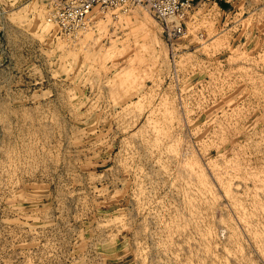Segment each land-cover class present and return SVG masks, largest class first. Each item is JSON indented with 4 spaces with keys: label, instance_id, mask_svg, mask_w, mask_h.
Instances as JSON below:
<instances>
[{
    "label": "rangeland",
    "instance_id": "374dc122",
    "mask_svg": "<svg viewBox=\"0 0 264 264\" xmlns=\"http://www.w3.org/2000/svg\"><path fill=\"white\" fill-rule=\"evenodd\" d=\"M53 8L0 0V264H264V0H195L178 39Z\"/></svg>",
    "mask_w": 264,
    "mask_h": 264
},
{
    "label": "built area",
    "instance_id": "2783aa9c",
    "mask_svg": "<svg viewBox=\"0 0 264 264\" xmlns=\"http://www.w3.org/2000/svg\"><path fill=\"white\" fill-rule=\"evenodd\" d=\"M54 8L49 21L66 30L82 27L96 8H128L147 6L161 22L171 39H178L186 32V22L195 8V0H52Z\"/></svg>",
    "mask_w": 264,
    "mask_h": 264
},
{
    "label": "bare ground",
    "instance_id": "6f19581e",
    "mask_svg": "<svg viewBox=\"0 0 264 264\" xmlns=\"http://www.w3.org/2000/svg\"><path fill=\"white\" fill-rule=\"evenodd\" d=\"M188 169H189V168H188ZM192 169H193V168H191V171H189V173L191 172V174L194 172V171L192 172ZM187 171H188V170H187ZM193 174H194V176H195V173H193ZM219 175H220V174H219ZM196 176H197V175H196ZM198 176H199V178H201L200 174H199ZM198 176H197V178H198ZM257 177H258V176H257ZM257 177H256V179H258V181H259V179H261V178H259V177L257 178ZM218 178H220V177L218 176ZM256 179H255V180H256ZM199 180H201V183H202V180H203V183L205 182L203 178H202V179H198V181H199ZM223 180H224V179H223ZM253 180H254V178H253ZM231 181H232V180H231ZM260 181H261V182H260ZM260 181H259V184H260V183H263L262 181H264V180L261 179ZM199 182H200V181H199ZM221 182H222V179H221ZM226 182H227V181H226ZM226 182H223V183H226ZM219 183H220V181H219ZM227 183H228V182H227ZM232 183L235 184L234 180L232 181ZM256 183H257V182H256ZM204 184H205V183H204ZM204 184H202V185H204ZM230 184H231V183H230ZM237 184H239V183H237ZM237 184H235V186H233V188H236V187H237ZM205 185H206V184H205ZM205 185H204V187H205ZM221 185H222V184H221ZM221 185H220V186H221ZM223 185H224V184H223ZM224 186H225V185H224ZM227 186H228V184H227ZM229 186H230V185H229ZM231 186H232V185H231ZM238 186H239V185H238ZM206 188H207V187H206ZM206 188H205V189H206ZM225 188H227V187H225ZM207 189H210V188H207ZM236 189L238 190V188H236ZM225 190H227V189H225ZM231 190H232V189H231ZM228 191H230V189H229ZM228 191H227V192L225 191V192L228 193ZM257 191H258V190H257ZM230 192H231V191H230ZM232 192H234V191H232ZM232 192H231V193H232ZM259 192H261V191H259ZM234 193H235V192H234ZM234 193H233V194H234ZM233 194H230V195L233 196ZM256 194L258 195L259 193L256 192ZM263 194H264V193H263ZM227 195H228V194H227ZM230 195H228V197H230ZM260 195H261V194H260ZM258 196H259V195H258ZM234 197H235V194H234ZM234 197H232V198H234ZM235 198H237V197H235ZM229 199H230V198H229ZM231 200H232V199H231ZM237 200H238V199H237ZM234 201H235V200H234ZM236 202H237V201H236ZM232 203H233V202H232ZM233 204H234V203H233ZM236 205H238V204H236ZM236 205L234 204V206H236ZM238 207H239V206H238ZM238 209H240V208H238ZM236 210H237V209H236ZM237 211H238V210H237ZM240 212H241V210H240ZM240 212H239V213H240ZM241 213H242V212H241ZM244 214H245V213H244ZM240 216H243V215L240 214L239 217H240ZM245 216H246V214H245ZM241 218H242V217H241ZM243 219L246 220V218H244V217H243ZM241 220H242V219H241ZM262 247H263V246H262ZM262 249H263V248H262ZM227 250H228V249H227ZM227 250H225V251L227 252L226 254H228V251H227ZM229 251H230V250H229ZM230 253H232V251H231ZM237 253H238V251H237ZM235 255H236V254L234 253L232 258H234ZM237 255H238V254H237ZM228 256H229V254H228ZM229 257H231V255H230ZM235 257H237V256H235ZM232 258H231V259H232ZM235 259H236V258H235ZM235 259H234V260H235ZM237 260H238V259H237ZM237 260H236V261H237ZM238 261H239V260H238ZM234 262H235V261H234ZM238 264H239V262H238Z\"/></svg>",
    "mask_w": 264,
    "mask_h": 264
},
{
    "label": "crops",
    "instance_id": "0c3cea01",
    "mask_svg": "<svg viewBox=\"0 0 264 264\" xmlns=\"http://www.w3.org/2000/svg\"><path fill=\"white\" fill-rule=\"evenodd\" d=\"M221 2H223V1H221ZM220 3V2H219ZM224 4H227L226 2H223ZM220 5L222 6V7H224V8H228V6H229V4H227V6H224V5H222L221 3H220Z\"/></svg>",
    "mask_w": 264,
    "mask_h": 264
},
{
    "label": "trees",
    "instance_id": "16d2710c",
    "mask_svg": "<svg viewBox=\"0 0 264 264\" xmlns=\"http://www.w3.org/2000/svg\"><path fill=\"white\" fill-rule=\"evenodd\" d=\"M222 5L227 6V4H224L223 2H220Z\"/></svg>",
    "mask_w": 264,
    "mask_h": 264
}]
</instances>
